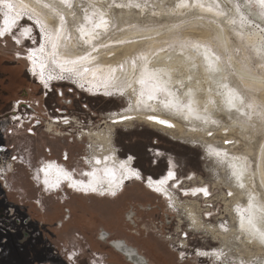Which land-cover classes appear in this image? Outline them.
Instances as JSON below:
<instances>
[{
	"label": "rangeland",
	"instance_id": "obj_1",
	"mask_svg": "<svg viewBox=\"0 0 264 264\" xmlns=\"http://www.w3.org/2000/svg\"><path fill=\"white\" fill-rule=\"evenodd\" d=\"M246 1L80 0V3L77 2V5H80L78 9H82L78 12L79 16L82 15L84 18L87 15L94 21L97 18L99 21L103 19L107 22V30L103 29L102 32L104 33L100 38L105 43L100 44L98 48L104 52L117 48L121 49L114 51L112 56L115 57L113 56L111 59L102 58L104 61L107 60V63H117V61L125 58L127 60V56H131L133 52L138 56L145 49L146 41L149 40L161 39L160 44L163 47L172 49L178 46L186 52L190 48L195 50L196 47H193L192 44L198 43L196 41L199 43L203 41L201 47H205L218 56L224 64L231 86L242 95V105L245 106V112L239 115L233 109L228 108L223 97L220 101H215L210 95V89L206 86L208 82H205L203 78L201 86H198L199 88L194 92L201 98L204 97L208 102L207 104L212 105L209 108L210 106L205 104H196L199 111H208L214 117V120H205V122L208 121L205 128L201 126L202 129L199 125L190 123L192 127L189 122L177 121L182 127V132L184 131L180 137L178 136L179 133H176L177 139H172V135L166 130L138 121L120 123L113 130V144L115 148L119 149L120 157L126 158L131 155L134 166L145 175L159 176L161 173L163 174L167 162L165 156L168 157L167 154L173 156L168 157L173 170L175 161L180 166L178 170L179 182L176 188L179 199L192 201L191 206L196 210L201 220L206 224L213 225L215 236L203 228L191 226L182 208L173 207L169 203L170 200L146 188L143 181L131 180L129 185L125 186L116 197L92 195L91 199L73 201L70 205L63 201L69 199L67 196H70L72 191H66L65 199L64 196L57 195L43 199V196L48 193L42 191L37 179L35 185L30 172L21 166L19 170L24 172L25 178L30 183L32 182L31 184L36 188V200L43 201L46 213L45 215L38 213V210L36 211V264L42 261H47V264H68L66 255H69L70 251L76 252L77 264H93V262L97 264L99 261H105L109 264H129L122 256L116 255L113 249L107 245V242L105 250L109 256L97 258L92 256L91 252L86 251L88 245L84 242L85 240L83 241L77 236L70 239L67 236L68 234L75 235L80 229L86 231L87 228L95 227L98 230L100 225L112 231L114 235L123 236L127 242L136 245L151 264H222L221 260L226 262L224 264H264V244H261L258 239H246L247 234L240 229V225L237 223L238 219L232 217L246 213L247 209L242 205L247 199L246 192L243 193L242 188L238 189L233 186L235 175L229 163L226 162L227 159L220 157V155L207 153L204 147L202 148L204 142H206L205 144L210 143L209 139L212 142L210 143L211 146L218 147V149L222 140H231L234 147L230 152L228 151L229 154L221 155L239 156L243 159L245 166L252 172L251 183L257 192L258 200L264 206V188L258 176V169L261 164L264 178V86L248 85L243 82L245 79H242L241 75V70H243L255 75V77H264V23L257 19L253 5L248 4L250 11L246 8L248 3ZM50 2L53 3L51 6L64 7L59 1L54 0H42L41 4L50 5ZM181 2L186 5V8L177 7ZM137 4L139 7L135 6ZM95 8L100 9L95 11ZM203 10L204 12H202ZM262 13L264 14V10ZM0 15V17L4 15L1 10ZM82 17L80 19L84 20ZM26 21L28 20L26 19ZM27 26H30L31 30H36V44L38 42L41 44L42 34L38 27L34 24H27ZM86 26L91 27V25ZM5 27L0 21V31ZM22 30L25 31L23 28L20 29L19 33L14 34V37L21 44V41L26 38ZM75 31L77 30L75 29ZM13 33L14 31L11 32V34ZM8 35H10L9 32L0 37V63L5 60L13 61L16 65L15 74H19L26 63L24 59L17 58L16 54L25 53L26 48L31 44L27 42L21 47L17 46L9 38H6ZM77 36H80L79 33ZM246 36L247 38H245ZM120 41L125 43L121 44ZM158 44L159 42L156 43V46ZM146 46H148L147 43ZM39 47L40 45L36 49ZM93 47L97 48V46ZM79 48L81 49V47ZM91 51L87 50L86 52L91 53ZM29 62L31 69L38 74L39 70H37L36 64L32 60ZM194 73L196 71L193 72V75ZM64 77L66 78L64 82H56L55 79L48 81L47 86L57 85L59 88L61 87L63 92L62 97L59 95L53 97L50 93L48 101H55L60 109H66L68 113H72L73 117H77L76 124L82 123L81 121L84 120L89 133L100 128H107V116L112 112L120 111L127 104L126 99L118 93H111L108 96L104 94L93 96L92 93L84 91L83 88L85 87L79 86L69 75L64 74ZM199 77L202 78V75ZM36 80H38L37 75ZM21 82V87L24 90L31 89V94L36 96V100H42L44 83L38 80L35 84L32 79L27 80L25 76ZM183 86L186 88L187 82ZM203 86L205 88H202ZM54 87L52 86V89L56 92ZM14 89L16 90V88ZM214 92L216 93V91ZM188 93V99L183 101L184 105L192 100L189 98L191 91ZM216 94L220 95L219 93ZM207 126L211 129H207ZM12 128L13 132L9 139H12L14 148L20 150L27 163L32 167L37 165L41 156L47 154L45 151L47 147L50 149L51 157L56 160H61L59 154H61V150L65 149L69 154L68 159L61 160V163L67 169L75 168V172L79 174L80 169L85 166L80 157L89 154L90 146L96 147L89 135L81 140L74 138L73 142H68L62 136L49 138L46 133L41 131H38L37 135H28L24 128L16 124ZM76 128L77 125H74V133L79 129ZM210 131L214 133L212 138L205 135ZM199 135H203V137ZM28 139H30V144ZM153 142H156V145H153ZM149 146H155L154 149L160 151L159 154L152 155L157 159L155 165L152 164V157L147 150ZM41 148L42 155L39 152ZM135 152L138 153L137 161L135 160L136 156L132 154ZM95 170L101 173L102 169L99 167L90 170V172ZM108 174L111 175L110 169L104 171V176ZM190 178L193 180L191 181ZM198 185L207 186L209 191L213 193V198L204 202L196 199V197L183 194V190L193 186L199 187ZM58 189L52 191L56 192ZM229 190H231L234 198L237 197L236 200H239V203L229 197ZM3 191L4 199L9 200V202L16 200L13 192H8L7 189ZM8 193L9 198L7 199L6 194ZM7 203L0 205V207L4 208ZM48 206L57 208V211L59 209L62 211L65 207H72L74 209L71 218L76 217V219L71 220L68 224L65 222L62 228H56L55 220H47ZM22 208L20 206L19 209L21 215L25 212L22 211ZM235 210L236 214L234 213ZM66 212H68L67 209ZM81 214L86 217V220L81 221L79 219ZM42 218H46V220L42 221ZM29 224L34 227L31 222ZM110 237L112 238V235ZM90 244L89 247L92 251L100 249L98 242L95 241ZM197 249L213 250V258L195 255ZM111 256L116 258H110ZM14 258L13 264H22L16 257ZM1 259L0 264H4Z\"/></svg>",
	"mask_w": 264,
	"mask_h": 264
},
{
	"label": "bare ground",
	"instance_id": "obj_2",
	"mask_svg": "<svg viewBox=\"0 0 264 264\" xmlns=\"http://www.w3.org/2000/svg\"><path fill=\"white\" fill-rule=\"evenodd\" d=\"M54 1L57 2L59 0H54ZM247 1L248 3L246 8L250 11V7H248L249 6L248 4L253 5L257 19L259 21L261 20L262 23H264V14L262 13V10H264V5H261L260 0H247ZM77 2L80 3V0H72L73 7L69 9L66 6H64L63 8L51 6L53 5V3L51 2H50V7L45 8L43 7V4L37 3L36 0H0V10L1 13L4 14L3 17H0V21L4 27L5 26L11 27V30L17 24H20L22 21H26V19L31 23V25L32 24L36 25L35 21L37 19H40L41 21H45L49 24L48 30L50 31L53 27L59 24L58 16L55 20V23H53L51 20L48 19L53 15L52 9H55L57 13L63 14L65 16L67 25L64 30V38L61 39L60 47L57 50V56L54 58L55 63H53V57L50 55L52 51L50 45H46L44 53H40L39 48L36 49L38 45H41L39 44L40 42H38L36 46H32L29 49V50H34L36 52L34 61L33 60L32 61L36 64L37 70H39V73L38 74L36 73L37 79L42 83L48 84L49 76H51V74L54 75L55 72H57L58 75L65 73L70 77H72V79H74V81L77 82L79 86H84L85 87L83 88L84 91H88L94 95L104 94L108 96L111 93L112 94L118 93L122 95L129 103L128 105L129 107L127 108V111H124L122 113V115L124 116L123 118H125L127 122L135 119L138 122L149 123L153 126H156L159 129L168 131L170 134L174 136H176V133H179L178 135L179 137L180 135L183 134L184 131L182 132V127L180 123L177 121H181V122L186 121L189 122V124L191 123L192 125H196V126L199 125L200 128H202L201 126L205 128V124L208 122V121L205 122V120H214V117L210 115V112L208 111L205 112L202 109L201 110L203 112H201L199 111V108L198 109L196 108V104H200V103L210 106L209 108H211L212 106L210 103L207 104L208 102L205 100L203 96H202L203 98H201L200 95H196V92H194L196 91V89L199 88L198 86H201L202 83L201 80L203 78L205 79V82L206 81L208 82V85L206 84L205 85L208 87V89H210L209 90L210 95L215 101L217 102L220 101L221 97H223L226 101L229 91L236 93L239 97L242 98V95L239 94L236 90H234V88L231 86L230 78L226 74L225 66L222 63V61L219 59V57L214 55L205 47H201L203 41L201 43H199V41H196L198 43L192 44L197 46L195 50L190 48L188 52H186L184 49L178 46L177 47L173 46L174 48L172 49H167L163 47V45L160 44L161 39L149 40L146 41L148 46H146L145 43L144 44L145 49L141 51L138 54V56L133 52L131 56H127V60H125L126 59L125 58V59H121L120 61H117V63H113V62L107 63L106 62L107 60L104 61L102 60V58L111 59L114 56V55L112 56L113 52L116 51L118 48L113 49L109 52H104L102 49L98 48L100 44L105 43V41H101L100 39L102 34L104 33L102 32L103 29H100L98 30L99 31L98 39L94 40L92 44L93 46H97L95 52L91 51V57L93 58L87 60H79L78 58L88 54V52L86 51L92 50L93 46L91 47L89 45H84L80 41V36L79 37L77 36L79 32L75 31V29L77 30L81 24H84V20L80 19L82 15L80 16L78 15L79 10L82 11V9L81 8L78 9L80 5L79 4L77 5ZM96 9L99 10L100 8H95V11ZM202 12H204V10ZM29 16L31 17V19H29ZM23 17L26 19H24ZM82 19L84 18L82 17ZM95 21L98 22L99 20L95 18ZM37 27L41 32L40 27L39 26ZM86 28H90V27L86 26ZM41 34H42L41 43H44L43 33L41 32ZM245 38H247V36ZM158 42L159 44L156 46V43ZM79 47H81V49ZM121 48H125V47H121ZM29 50L26 49L27 56L29 55ZM206 55H207V59L205 58ZM140 57H144V59H140ZM72 61H77V63L73 64ZM210 62H211V67L209 66ZM41 65H43V67H41ZM85 68H88L89 71L85 72L84 71ZM69 69H75V71L70 72L68 71ZM260 69H261V65H260ZM194 71H196V73H194L193 75ZM241 73H242L241 74L242 79L243 78L245 79L243 80V82H245L246 84L264 86V77H259V76L255 77V75L250 74L247 71H243V70H241ZM46 74L47 76H45ZM197 74L199 76L202 75V78L199 77ZM141 79H143L144 81L143 84L138 82ZM185 82H187L186 88L185 86H183ZM202 88H205V86H203ZM189 91H191L190 94L191 97L189 98H191L192 100H190L189 103L187 102L188 103L187 105H184L183 101L187 98ZM214 91H216V93H219L220 95H217ZM150 95L153 97L152 99H149ZM231 109H233L239 115L245 112V106L241 104H238L237 108H231ZM116 113L117 112L110 113L107 116L106 122H108L110 117L113 114L115 115ZM149 117H156L157 119H149ZM159 120L167 121V123L161 124L159 123ZM156 123L159 125H157ZM234 123L236 122L234 121ZM209 126H212V124H209ZM206 128L211 129V127L208 126ZM209 133H211V135H209ZM205 135H208V137L212 138L214 136V133L210 131ZM201 136L203 137V135ZM209 140L210 143H212L211 139ZM205 143L206 142L202 144V148L204 147L205 152L207 153L210 152L212 155L216 153H220V157L227 159L226 162L229 163L234 173L241 174L239 180L236 179V175H235V181L233 183V186L238 189L242 188L244 190L243 193L246 192L247 199L242 203V205L245 206L247 211L246 213L241 214L240 216L235 215L232 217H236V220L238 219L237 223H239L240 229L247 234L246 239L249 238L255 239L252 235L253 230L264 231V222H263L264 206L262 205L263 203L259 202L257 192L254 190V187L251 183L252 172L245 166L243 159L240 158L239 156H233V157L223 156L224 154H228V153H226L223 150V148H221L219 145H218L219 146L218 149V147L211 146L212 144L210 143L208 144ZM149 150L153 152V155H157L160 152L159 150L154 148ZM47 159L50 160L48 164L49 163L54 164L53 162L54 160L52 161L51 158L49 157ZM82 160L84 161V157L82 158ZM93 162L96 165H100V163H97L96 156L94 157ZM48 164L45 167H47ZM56 164L68 170L62 163L57 162ZM43 168H41L38 165L36 166V169H34V173L36 174V179H38V181L40 182L42 191L50 192L53 189L59 188L58 191L54 193H63L65 189L64 186H67V184L62 183L56 185L55 187H52V185L55 184L47 185L44 182L43 178L39 177V173L41 174L42 172L41 169ZM135 171L136 173H138L137 170ZM173 171H174L173 168L170 167L167 168L166 172H164L159 176H150V175H147L146 177L143 176L145 178L143 183L145 185V183H148L150 180V185L149 186L146 185L145 187L156 194L158 193L157 190L155 189L162 186L161 183L162 181H167L166 182L167 184L163 183L164 186L168 185L173 189H176L177 184L179 182L178 180L179 176L173 181L171 179H170L171 181L168 179V174L170 172L173 173ZM68 172L76 176V173L74 171L68 170ZM126 175L127 174L124 173L120 180L126 177ZM61 176H65V174L61 173ZM106 176L108 179L109 178L112 179L114 174L111 173V175H106ZM161 176H167V177H161ZM258 176L260 177L262 186L264 188V178L262 175L261 164L259 165ZM190 180L192 181V179ZM111 183H114V181ZM241 184H243L244 187H240ZM77 185L79 186V188H83L81 184L77 183ZM99 185H94L95 187H93L96 189V192L109 191L110 187H113V185L109 186V184L105 182L102 184L104 185V188L101 190ZM78 186L76 187L78 188ZM198 186L200 187L199 189L205 188L200 185ZM198 194H199L198 192L190 193L191 197L193 198H195ZM236 198L234 199L236 200ZM236 201L237 203L240 202L239 200ZM39 205H40V200L38 199L36 200V206ZM185 213L190 219L191 223H194L195 226H198L197 217L194 215L193 209L190 208L189 210H186ZM250 220L252 221L251 224L249 223ZM208 228L211 230L213 236H215L216 234L213 232L214 227L209 226ZM119 250L123 251V248ZM66 260L68 261L67 262L68 264H77L75 261H73L71 257L67 255H66Z\"/></svg>",
	"mask_w": 264,
	"mask_h": 264
},
{
	"label": "flooded vegetation",
	"instance_id": "obj_3",
	"mask_svg": "<svg viewBox=\"0 0 264 264\" xmlns=\"http://www.w3.org/2000/svg\"><path fill=\"white\" fill-rule=\"evenodd\" d=\"M20 20V19H19ZM27 24H31L29 21H22L18 26H15L16 28H13L6 38L10 39L11 41H13L17 46H22L25 45L27 42L30 43V39L32 40V43H30L31 47L32 46H36V30H31L30 34L28 37L25 38V40L21 41L22 44L19 42L17 43V39L16 37H14V34L19 33L20 29H31L30 26H27ZM26 26V27H24ZM14 31L13 34H11V32ZM23 31V30H22ZM24 33V31L22 32ZM26 48V47H25ZM27 49V48H26ZM17 58H22L24 59V62L26 63V66L23 68V70L21 71V73H17L15 74V63L13 61H8L5 60L4 62L0 63V119L3 118H7L10 116L11 112H14L15 110V103L18 99H20L21 97H23L24 94V88L21 87L22 85V79L25 78L28 79H32L34 81V83L36 84V78L35 75L36 73L33 71V69H31V63L29 62V59L26 55V51L25 53H17L16 54ZM21 59V60H22ZM35 74V75H34ZM16 88V90L14 89ZM93 96L98 95V94H92ZM127 104L126 106L121 109L120 111H117V113L114 115H112L109 119V121L107 122V128H103V129H99V130H95L89 133V137L91 138V140L94 141V145H96V147L92 148L90 146V152L87 156H82V158L84 157V161L81 158V161H83V163L85 164L84 167H82L79 171V174H77L76 172V176L74 174H71L70 172H68V170L58 166L57 164H53V163H49L47 167H44L43 169H47V172L42 171L41 174L39 173V177L43 178L44 182L47 181V185L50 184H62L65 183L67 184V187L70 189H73L74 191H78V192H84L87 194H94L100 197H105V196H116L117 194H119V192L122 191L124 185L129 182V181H144L145 179H143V175L141 174V170L137 167L134 166V161H133V157L131 155H128L126 158H121L119 155V149L114 147L113 144V136H114V127L117 126L120 123H131L132 121H137L134 118V120H131L129 122H127L125 120V118H123L124 116L122 115V113L124 111H127V108L129 107V103L126 100ZM18 110V109H17ZM113 113V112H112ZM152 121V120H151ZM153 122V121H152ZM157 124V123H156ZM159 125V124H157ZM162 130V129H161ZM170 134V133H169ZM172 135V134H171ZM178 136H174L172 135V139H177ZM96 156L97 161H99L100 165H96L93 162L94 157ZM109 161V162H107ZM131 165V166H130ZM51 166V167H49ZM98 166V167H97ZM95 167V168H94ZM101 168V173H99L97 170L90 172V170L92 171L93 169H98ZM110 169L111 173L114 174L112 179H108L107 176H104V171L105 170ZM138 171V173H136V171ZM90 172V173H89ZM61 173H64L67 175V179H65V176H61ZM126 173V177L122 178L123 174ZM133 173H135V175H132ZM109 175V174H108ZM79 177V178H78ZM6 180V189H9V184H8V179L5 178ZM114 183H111L113 182ZM107 182L109 184L110 187L109 191H105V192H101V191H90L91 188L95 187L94 185H99L100 189L102 190L104 188V185H102L103 183ZM77 183L81 184V186L84 187H88L89 190L85 191L83 188H79V186L77 185ZM111 183V184H110ZM121 183V184H120ZM76 184V185H75ZM167 184V183H165ZM144 185V183H143ZM149 186L150 185V180L148 183H145L144 186ZM78 186V188L76 187ZM108 186V185H107ZM200 187L194 186L192 188H188L186 190H183V194L185 195H190V193L192 192H198L199 194L196 196V199H202L203 195L202 192L197 191ZM207 189L208 192L209 189L208 187H205ZM160 191H157L158 194H161L163 196V198H169L170 200V204L175 207V208H182L184 213L186 210H189L190 208L193 209L192 205V201L191 200H184L181 201L178 197V194L176 193V189H173L170 186H164L162 183V186L159 187ZM50 190V189H49ZM156 190V189H155ZM172 190V191H171ZM112 192H115V195H111ZM229 193H231V195H229V197H232V192L231 190H229ZM228 193V194H229ZM191 196V195H190ZM209 199H203L204 202H207ZM237 202V201H236ZM35 206H36V201L34 202ZM8 206H11L15 208V212L17 211L19 212V208L18 206L15 205H6L4 206V208H7ZM41 203L39 206L36 207H40ZM66 209L68 210V212H66ZM194 215L197 217V223L198 226H195L194 223H191L190 219L188 218V216L185 213V216L187 218V220L189 221V223L191 224V226L196 227V228H203L205 229L207 232H211V230L208 228L209 226H213V225H209L204 223V221L201 220V218L199 217V215L196 213V210H194ZM233 213V212H232ZM236 214V210L234 212ZM64 217V219H63ZM70 218V210L68 208H64V210H62V215L61 218L59 220L56 221L55 225L57 228H62L63 224L65 222H67ZM1 232V231H0ZM36 232V231H34ZM103 234L106 235L108 232H106L105 230H102ZM109 234V233H108ZM37 235V233H36ZM110 236V234H109ZM105 238V237H104ZM104 242H107V245L110 246L112 249H114L115 251H117L119 254H121L123 256V258L125 259L126 262H128L129 264H151L149 262V260L147 259V257L140 253L135 247L128 245V243H126L123 239H115V238H108L106 240H103ZM110 241V242H109ZM123 248V251H120L119 249ZM76 252L74 251H70L69 252V257H71L73 259V261H76V257H75ZM195 255L199 256V257H204V258H213L214 252L213 250L209 251V250H201V249H197L195 251ZM1 258V256H0ZM222 264L226 263L224 260H221ZM46 261H42L39 264H46ZM95 264V262L93 263ZM97 264H106L104 262H99Z\"/></svg>",
	"mask_w": 264,
	"mask_h": 264
},
{
	"label": "built area",
	"instance_id": "obj_4",
	"mask_svg": "<svg viewBox=\"0 0 264 264\" xmlns=\"http://www.w3.org/2000/svg\"><path fill=\"white\" fill-rule=\"evenodd\" d=\"M29 41L30 43H32L31 39ZM30 48L31 46L27 47L28 50ZM64 74L65 73L58 75V73L55 72L54 75L51 74V77H53L52 79H55L56 82H64L66 80ZM45 76H47V74ZM52 79H49V81ZM52 86L54 87L55 85H49L47 86L48 88L43 86L44 90L42 92V100H36V96L31 94V89L25 90L23 97L18 99L15 103V111L11 112L9 117L0 119V183L4 187H6L5 178H8L10 174L16 173L21 168V166L26 168L30 172L31 178L36 185V174L34 173V169H36V166L39 165L41 168L45 167L50 161L49 159H47L48 157L51 158L52 161L54 160V164H56L57 162L61 163V160H67L69 155L67 150L63 149L61 150V154H59L61 160H56L51 157L50 149L46 148L45 151L47 154L43 157L41 156L38 160L37 165L32 167L31 165H29V163H27L20 150L14 148V145L11 142L12 139H9L10 135L13 132V125L16 124L17 126L24 128L28 135H37L38 131H41L43 133H46L49 138L62 136L63 139L68 142H73L74 138L76 140H81L83 137L89 135L88 126L86 125V122L84 120L81 121L82 123L78 122V124H76L75 121L77 117H73L72 113H68L66 109H60L55 101H48L50 93L53 95V97H56L58 95L59 97H62L63 95L61 87L59 88L56 85L54 87L56 92H54ZM74 125H77V128H79L76 133L73 132ZM225 141H227L228 143H225ZM153 145H156V143L153 142ZM219 145L228 154L233 147V143L231 140H224ZM152 148L156 147L149 146L147 150L149 152V155L152 157V164L155 165L157 159L156 157L152 156L153 152L149 150ZM167 155L168 157L172 156L169 154ZM168 157L165 156V160L167 162L166 168L163 173L167 171V168L171 167ZM80 158H82V156ZM174 166L175 168L173 171V177L171 179L172 181L179 176L178 170L180 169V166L176 161L174 163ZM68 170H72L74 172L76 171L75 168H69ZM142 175L144 177L147 176L143 172ZM190 179L193 180V178ZM212 195L213 193L210 191L208 196L203 195V199L210 200L213 198ZM30 222L31 219L29 215H21L17 211L15 212L14 207L11 208V206H8L7 208H0V231L16 235L19 242L25 241L30 238L34 240L36 238V232L32 230V227L29 224ZM98 238L100 240H106L109 238V234L107 233L106 235H104L103 232H100Z\"/></svg>",
	"mask_w": 264,
	"mask_h": 264
},
{
	"label": "crops",
	"instance_id": "obj_5",
	"mask_svg": "<svg viewBox=\"0 0 264 264\" xmlns=\"http://www.w3.org/2000/svg\"><path fill=\"white\" fill-rule=\"evenodd\" d=\"M29 141H30V139H28V142ZM29 144H30V142H29ZM39 152H41L40 155H42V148L39 149ZM132 154L134 156H136L135 160L137 161L138 160V153L135 152V153H132ZM35 155L36 154L34 153V156ZM7 179H8V184H9L8 185L9 189H7V191L11 192V193L13 192L14 193V197H15L16 200L9 202V200H6V199L3 198V196H4L3 195L4 194L3 190L6 191V188H4L2 186V184L0 183V189H1V191H0V205L8 202L11 205L19 206L18 207L19 209H20V206H22L23 207L22 211H25L23 214L30 216L31 223L34 226V227H32V230L36 231V211L38 210L37 211L38 213L46 215L45 209H44L45 207L43 205V201L40 200L41 206L39 208L35 206L34 201L36 200V188L31 184L32 182L30 183L25 178V174L21 170H18L16 173H14L12 175H9ZM129 182H127L124 185L123 189L125 188V186L127 187V185H129ZM64 188L65 189H64L63 193H54L52 191L47 192L48 194H45L43 196V199H45L46 197H49V196L53 197L54 195L64 196V199H65L66 191L69 190V191H72V193L70 194V196H67L69 199L65 200L63 202L64 203L68 202L67 204L71 205L73 203V201L76 202V201H79V200L81 201V200H84V199H91L93 197L92 195H94V194H87V193H84V192L74 191L73 189H70L67 186H64ZM7 195H9V193L6 194V198L8 199L9 197ZM118 195L119 194H117L116 196H118ZM105 197H114V196H105ZM8 203H7V205H10ZM65 208H69V207H65ZM73 209H72V207L69 208V210H70V218L66 222L67 224L71 220L76 219V217L71 218L72 215H73V214H71L73 212ZM48 212H49V214L47 216L48 217L47 220H49V221L55 220L54 224L56 223V220H59L61 218L62 211L60 209H59V211H57V208H52L51 206H48ZM79 219L81 221H84V220H86V217L81 214ZM41 220L42 221L46 220V218H42ZM43 224H45V223L43 222ZM64 224H63V226H64ZM98 230H100V231L105 230L106 232H108L110 234V236L112 235V238L123 239L126 243H128V245H131V246L135 247L139 251L138 247L136 245H134L133 243L127 242L125 237L120 236V235H114V233H112V231H110L108 229H105L104 226L100 225ZM98 230L95 227L87 228L86 231H83V230L80 229V231L77 232L75 235H73V234L69 235L68 234L67 236H69L70 239H74L77 236V237L82 238L83 241L85 240L84 242H86L87 245H88L86 247V251L87 252H91L92 256H96L98 258L100 256L108 255V253L105 250L106 242H104L103 240H100L98 238V234L100 232V231L98 232ZM110 236H109V238H111ZM95 241L98 242V244H99L98 246L100 247V249L92 251V249H91V247H89V245H91L90 243L95 242ZM0 250H1V253H0L1 255L0 256L2 258L1 262H4V264H7V263L8 264H13L15 262L14 261V259H15L14 257H16L18 261H21L22 264H36L37 263L36 262V238L34 240H32L30 238V239H27L25 241L19 242L17 240V236L16 235L11 234V233L0 232ZM113 252L116 253V255L118 254V255L122 256L121 254H119L114 249H113ZM110 258L115 259L116 257L115 256H111ZM99 262H104L106 264H109V263H107L105 261H99Z\"/></svg>",
	"mask_w": 264,
	"mask_h": 264
},
{
	"label": "snow or ice",
	"instance_id": "obj_6",
	"mask_svg": "<svg viewBox=\"0 0 264 264\" xmlns=\"http://www.w3.org/2000/svg\"><path fill=\"white\" fill-rule=\"evenodd\" d=\"M37 3H42V0H36ZM59 2L66 6L67 8L71 9L73 7V3L72 0H59ZM261 5H264V0H260ZM119 6V5H118ZM136 7H139V5H135ZM186 5L181 2V4L177 5V7H185ZM202 7V5H200ZM43 7L45 8H49L50 5L48 4H43ZM52 13L53 15L51 17H49L48 19L51 20L53 23H55V20L58 16L59 19V24L56 25L55 27H53L50 31L49 29V24L45 21H41L40 19H37L35 21L36 25L40 27L41 32L43 33V39H44V43H41L40 47H39V52L40 53H44L45 52V48L46 45H50L51 46V53L50 55L53 57V63H55V57L57 56V50L60 47V41L62 38H64V30L66 28L67 25V21L65 20V16L63 14H59L56 12L55 9H52ZM29 19H31V17L29 16ZM84 24H81L79 26V28L77 29V31L80 33V41L84 44V45H89L91 46L93 44V41L98 39L99 37V31L100 29H104L105 31L107 30V22L103 19H101L99 22L92 20L89 16L85 15L84 17ZM15 23V22H13ZM86 25H91L90 28H86ZM11 31V27H5L2 31H0V37L5 36L6 33ZM31 32V29H25L23 35L25 37H28L29 34ZM17 43H19V41H17ZM119 43H125L124 41H120ZM105 47H107L105 45ZM193 47H197L196 45H193ZM93 52L96 51L95 47H93L92 49ZM36 55V52L34 50H29V55H28V59L29 60H33L34 61V57ZM93 58L91 57V53L86 54L83 57H79V60H87ZM207 59V55L205 57ZM140 59H144V57H140ZM218 59V58H217ZM73 64L77 63V61H72ZM211 67V62L210 65ZM41 67H43V65H41ZM68 71H75V69H69ZM85 72L89 71L88 68L84 69ZM114 71V70H113ZM53 77H49V79H52ZM139 83L143 84L144 81L143 79H141L140 81H138ZM45 87H47V84H45ZM226 87V86H225ZM153 97L150 95L149 99H152ZM227 106L228 108H237L238 104H243V99L241 97H239L236 93L229 91L228 96H227V100H226ZM167 107V105H166ZM249 107H252V105H249ZM190 110V109H189ZM149 119H157L156 117H149ZM159 123L161 124H166L167 121L164 120H159ZM214 123V121H213ZM209 135H211V133H209ZM225 143H228L227 141H225ZM217 155H220V153H216ZM15 159V158H14ZM97 163H99V161H97ZM51 167V166H49ZM41 171H45L47 172V169H41ZM132 175H135V173H133ZM234 175H236V179L239 180L240 179V175L241 174H237L234 173ZM173 177V173H169L168 174V179H172ZM67 175L65 174V179H67ZM167 181H162L161 183H166ZM45 183H47V181H45ZM56 185H52V187H55ZM240 187H244L243 184L240 185ZM85 191H88L89 188L86 186ZM157 191H160L159 188L156 189ZM91 191H96L95 188H91ZM197 191L202 192L204 196H208V191L206 188H202V189H198ZM195 194V193H194ZM111 195H115V192H112ZM229 195H231V193H229ZM249 223L251 224L252 221L250 220ZM252 235L255 239H258L260 241L261 244H264V231H259V230H253L252 231Z\"/></svg>",
	"mask_w": 264,
	"mask_h": 264
}]
</instances>
